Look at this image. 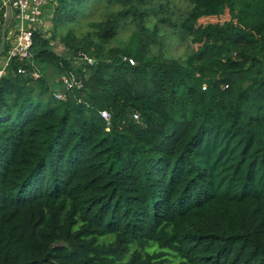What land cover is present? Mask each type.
Listing matches in <instances>:
<instances>
[{"label": "trees", "instance_id": "trees-1", "mask_svg": "<svg viewBox=\"0 0 264 264\" xmlns=\"http://www.w3.org/2000/svg\"><path fill=\"white\" fill-rule=\"evenodd\" d=\"M189 5L55 1L54 37L93 29L36 31L0 80V264H264V0Z\"/></svg>", "mask_w": 264, "mask_h": 264}, {"label": "built area", "instance_id": "built-area-1", "mask_svg": "<svg viewBox=\"0 0 264 264\" xmlns=\"http://www.w3.org/2000/svg\"><path fill=\"white\" fill-rule=\"evenodd\" d=\"M56 0H0V19L4 17L7 21L8 8L12 9L11 22L8 24L7 43L5 51L0 56V80L7 73L11 62L14 59L19 61H29L33 57L31 48L33 45V37L36 31L45 33V23L47 15L50 13L49 8L54 9ZM53 13V10H52ZM85 59L89 63L93 59L84 53ZM134 64V60L130 59ZM27 69L24 66L19 67V73H26ZM35 76H38L34 73ZM74 76L68 77L65 80L67 88H71L74 84L82 86L80 82H74ZM56 97L64 99L65 96L61 92H56ZM102 116L110 120L111 114L108 111H102ZM138 118V115H135Z\"/></svg>", "mask_w": 264, "mask_h": 264}, {"label": "rangeland", "instance_id": "rangeland-1", "mask_svg": "<svg viewBox=\"0 0 264 264\" xmlns=\"http://www.w3.org/2000/svg\"><path fill=\"white\" fill-rule=\"evenodd\" d=\"M163 1H170L171 3V7L174 9L176 16H178L179 14L183 13L185 10H187L190 5H189V0H163ZM107 6L101 5L100 8L96 11V13L92 16V19L94 20H100L104 17V13L106 11ZM54 14L52 12H50L47 15L46 18V23L45 25V35L52 39V43L54 45V49L58 52V53H65V51H67L68 47L64 44V40L62 39V37L66 34V32L71 28H75L76 30V34L78 36H82L85 33H87L89 30H92L93 28L89 25V20L90 18H83L82 20H80L79 22L76 23H71L70 25H63L62 27L59 28L58 33L59 35L57 37H54L53 35L55 34V23H54ZM7 23V22H6ZM5 23V24H6ZM165 30H168L169 32L167 34H165V39L168 43L167 46V52L168 55L177 58V59H182L184 57H186L188 55V53L191 51V49L189 48V46L183 42L179 36H177L174 33V28L169 26V25H164ZM134 30V27L131 26H127L125 28H122V30L120 31L118 37L113 41V43H111V45L115 46L120 44L122 41L127 40L131 34L132 31ZM173 36V39H171V37ZM1 40H2V36H1ZM1 44V41H0ZM68 57H70L69 54H67ZM74 64L75 67H81L83 65H85L84 63V58L81 59L79 57H76L74 59ZM36 74L40 75L42 74V71L39 70L40 66L36 65ZM46 70V71H45ZM43 70V73L48 77V81L51 85L54 86L55 91L57 92H61L62 94H64V96L66 97V91H67V86L65 83V80L67 78V75L63 74L60 69L54 67V66H49L47 67V69ZM74 76H76V74L74 73Z\"/></svg>", "mask_w": 264, "mask_h": 264}, {"label": "water", "instance_id": "water-1", "mask_svg": "<svg viewBox=\"0 0 264 264\" xmlns=\"http://www.w3.org/2000/svg\"><path fill=\"white\" fill-rule=\"evenodd\" d=\"M11 18H12V9H11V7H9L8 8V14H7V23L4 25V27L2 29V40H1V44H0V56L3 55L5 48H6L8 24L11 22Z\"/></svg>", "mask_w": 264, "mask_h": 264}, {"label": "crops", "instance_id": "crops-1", "mask_svg": "<svg viewBox=\"0 0 264 264\" xmlns=\"http://www.w3.org/2000/svg\"><path fill=\"white\" fill-rule=\"evenodd\" d=\"M52 10H53V8H49V10H48V11L52 12Z\"/></svg>", "mask_w": 264, "mask_h": 264}]
</instances>
